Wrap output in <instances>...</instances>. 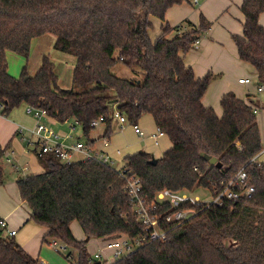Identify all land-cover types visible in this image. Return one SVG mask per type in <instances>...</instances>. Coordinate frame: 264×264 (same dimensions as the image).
<instances>
[{
    "label": "trees",
    "instance_id": "1",
    "mask_svg": "<svg viewBox=\"0 0 264 264\" xmlns=\"http://www.w3.org/2000/svg\"><path fill=\"white\" fill-rule=\"evenodd\" d=\"M181 1L0 0V110L6 114L21 104L39 106L58 121L76 120L83 135L100 118L106 136L113 131L114 106L130 123L151 114L171 147L155 164L144 150L124 156L126 170L139 177L149 202L162 188H209L244 167L254 186L251 196L192 205L195 214L170 226L166 240L150 241L109 264H264V161L251 160L263 147L255 112L232 92L220 98L221 116L201 102L214 74L195 77L183 53L209 27L203 15L197 25L166 23L154 39L148 34L150 16L163 19L166 9ZM241 11L242 33L232 38L239 58L264 82V26L258 22L264 0H242ZM44 33L55 36L54 48L75 57L68 87L59 85L46 55L34 74L26 65L17 77L7 70L6 52L27 56L32 38ZM117 65L131 75L117 74ZM201 152L221 166L210 164ZM38 159L43 171L16 179L20 198L30 208L29 219L46 227L42 239L56 238L76 249L77 264H102L89 261L90 238L143 231L115 167L93 158L61 161L52 153ZM2 178L0 166V184ZM73 220L87 240L73 236ZM37 262L14 237L0 234V264Z\"/></svg>",
    "mask_w": 264,
    "mask_h": 264
},
{
    "label": "crops",
    "instance_id": "2",
    "mask_svg": "<svg viewBox=\"0 0 264 264\" xmlns=\"http://www.w3.org/2000/svg\"><path fill=\"white\" fill-rule=\"evenodd\" d=\"M241 3L242 0H182L168 7L163 19L150 16L152 25L148 29V34L151 39H154L161 32L162 25L166 23L174 27L183 20H188L197 25L201 15L209 21V27L198 35L199 44L183 53V61L192 68L197 78L208 72L214 74L201 102L205 106L212 107L218 116H221L223 112L220 98L227 92L234 93L252 108H256V120L263 144L262 149L257 153V159L263 161L264 98L262 94L264 92L256 91L257 72L250 63L239 58L232 38L233 35L242 33L244 15L241 11ZM258 22L264 26V11L259 14ZM241 78H247L248 81L240 82ZM25 108L26 104H21L6 114L0 110V148L2 149L0 166L3 178H6L0 184V187L3 186L6 189V201H0V218H4L7 223L5 227H0V234L9 236L7 235L8 230L15 229V234L11 235L15 241L31 256L37 260L43 259L45 264H48L43 255V245L44 242L48 243V239H42L47 229L29 219L30 208L20 198L16 184V179L20 176L43 171L37 154L28 144L30 133L26 128H31L34 125L35 118L27 113ZM259 111H261L260 114ZM44 119L50 128L61 135V140L64 143H72L75 140L87 142L92 148L107 152L114 160V167H116L115 164L120 166L124 163V156L138 150H144L158 158L172 145L166 133L159 136L157 144L152 142L150 134L157 127L154 120V128L142 124L140 119L137 120L145 132L143 136L138 135L130 124L126 123L120 127L116 121L112 133L106 136L104 135V125L94 133L91 130L87 135H83L78 123L74 125V128H71L74 119L58 121L51 116ZM21 126L24 128L20 131L19 127ZM104 137L108 138L107 146L102 143ZM6 150L10 151L9 160L4 155ZM82 159L81 152L73 153V161ZM15 164L26 168L16 170ZM20 171L22 173L18 174ZM75 221L70 223L72 234L76 239H84L85 234L80 225L78 228L74 224ZM89 240L86 248L88 252H92L89 250ZM67 262L71 264L69 261Z\"/></svg>",
    "mask_w": 264,
    "mask_h": 264
},
{
    "label": "built area",
    "instance_id": "3",
    "mask_svg": "<svg viewBox=\"0 0 264 264\" xmlns=\"http://www.w3.org/2000/svg\"><path fill=\"white\" fill-rule=\"evenodd\" d=\"M196 1V0H195ZM200 40L196 37L192 43V47H196ZM240 82L248 81L247 78H241ZM256 91L264 92V82H258ZM2 103L0 102V108ZM256 113V108H252ZM25 111L35 118V123L28 129L30 137L28 144L31 145L34 152L38 155L43 153H52L59 157L61 161H72L73 153L81 152L83 159H96L102 163H107L113 166L114 160L105 151L101 149L92 148L87 142L75 140L72 143H64L61 140V135L50 128L42 118L48 117L46 110L42 107L26 104ZM113 117L120 127L126 123L130 124L133 130L140 136L145 134L142 127L137 123H130L127 121L126 116L116 106L113 107ZM77 121L71 123V128ZM102 123L100 118L93 119L90 124L95 127ZM24 127H19L21 131ZM164 131L156 127L154 132L150 134L152 142L158 143L159 136L163 135ZM104 146L108 145V138L104 137L102 140ZM7 160H9L10 151L4 152ZM82 159V160H83ZM251 160L254 162H261L257 159L255 154ZM264 161V160H263ZM114 167V166H113ZM16 170L25 169V166L14 165ZM118 175L125 181L124 190L133 204L134 211L138 219L143 224V231L135 236H130L125 232H116L109 236L101 237L97 248L89 253V261L100 260L102 264H109L115 259L123 257L128 253L134 251L138 247L154 240L164 241L167 238V232L170 226H176L183 221L189 219L195 214L196 209L192 206L199 202L209 204H221L224 200H237L241 196H251L254 191V186L248 182V174L244 167L239 168L228 180H221L215 183L209 189L212 192V198L209 200H201V198L192 194V190L186 189H170L162 188L158 190L152 202L147 201L146 197L142 195V186L139 177L125 168V162L115 167ZM197 167L195 166L194 169ZM160 205H167L171 211L164 213L163 211H156ZM7 225L4 218H0V227ZM15 229L8 230L7 235L15 234ZM48 244L57 251L64 252L65 258L71 264H77L76 250L70 247L67 243L56 238H49ZM77 252V250H76ZM45 260H38L37 264H45Z\"/></svg>",
    "mask_w": 264,
    "mask_h": 264
},
{
    "label": "rangeland",
    "instance_id": "4",
    "mask_svg": "<svg viewBox=\"0 0 264 264\" xmlns=\"http://www.w3.org/2000/svg\"><path fill=\"white\" fill-rule=\"evenodd\" d=\"M54 39L55 36L52 33H44L37 37L32 38L30 42L29 53L27 56L8 50L6 52V58H7L9 73L13 76L16 75L15 77H17L19 76L22 67L26 65L28 72L30 74H34L41 64L42 57L46 55L54 63L55 71L58 76L59 85L63 87L70 86L71 72L75 62V57L72 54L54 48L53 46ZM115 71L120 76L129 77L131 75V73L121 65H117ZM262 96L264 98V94H262ZM260 113L261 111H259V114ZM139 119L142 124H145L150 128L151 127L154 128L153 118L151 114L149 113L144 114ZM41 120L46 122L44 118H42ZM98 125L92 128V133H94L96 130L103 128V123H100ZM115 166L118 167L117 164H115ZM21 173L22 171H20L18 174ZM2 179H4V181L6 180V178H2ZM191 193L193 195L194 194L198 195L201 198V200H209L212 198V192L208 187L198 186L194 190H192ZM0 201L2 202L6 201V189H4L3 186L0 187ZM74 224H76V226L79 228V223L77 220L75 221ZM100 241L101 240L99 238H91L89 240V250L93 251L94 247L97 246L96 244ZM92 243H94V245H92ZM73 251L75 252V255H77L76 250ZM43 255L46 257L48 264H69L67 262L68 260L64 256V252L57 251L56 249H54L53 247L48 245V243L45 242L43 245Z\"/></svg>",
    "mask_w": 264,
    "mask_h": 264
},
{
    "label": "water",
    "instance_id": "5",
    "mask_svg": "<svg viewBox=\"0 0 264 264\" xmlns=\"http://www.w3.org/2000/svg\"><path fill=\"white\" fill-rule=\"evenodd\" d=\"M200 155L205 160H207L210 164H214L217 168H219L221 166V163L218 162V161H216V158L215 157H212L209 154L202 153V152L200 153ZM156 160H157V158L152 155V157L149 159V163L155 164L156 163ZM85 239L87 240L88 239V236H86Z\"/></svg>",
    "mask_w": 264,
    "mask_h": 264
}]
</instances>
